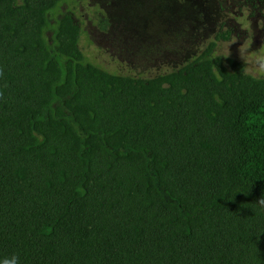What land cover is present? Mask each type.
<instances>
[{
	"label": "trees",
	"instance_id": "16d2710c",
	"mask_svg": "<svg viewBox=\"0 0 264 264\" xmlns=\"http://www.w3.org/2000/svg\"><path fill=\"white\" fill-rule=\"evenodd\" d=\"M61 0H0V259L264 264V77L213 57L149 79L85 62ZM264 7V0H254Z\"/></svg>",
	"mask_w": 264,
	"mask_h": 264
},
{
	"label": "rangeland",
	"instance_id": "374dc122",
	"mask_svg": "<svg viewBox=\"0 0 264 264\" xmlns=\"http://www.w3.org/2000/svg\"><path fill=\"white\" fill-rule=\"evenodd\" d=\"M80 27L84 61L112 74L149 79L183 67L218 34L213 57L264 77V7L254 0H61L48 14L44 38L55 56L57 20Z\"/></svg>",
	"mask_w": 264,
	"mask_h": 264
},
{
	"label": "clouds",
	"instance_id": "9594fccd",
	"mask_svg": "<svg viewBox=\"0 0 264 264\" xmlns=\"http://www.w3.org/2000/svg\"><path fill=\"white\" fill-rule=\"evenodd\" d=\"M0 264H20L19 257L13 254L10 257L0 259Z\"/></svg>",
	"mask_w": 264,
	"mask_h": 264
}]
</instances>
